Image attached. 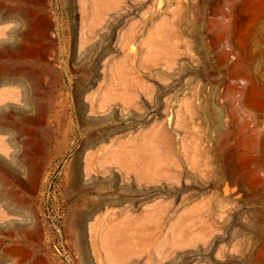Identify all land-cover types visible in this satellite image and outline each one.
Returning <instances> with one entry per match:
<instances>
[{
    "label": "rangeland",
    "instance_id": "rangeland-1",
    "mask_svg": "<svg viewBox=\"0 0 264 264\" xmlns=\"http://www.w3.org/2000/svg\"><path fill=\"white\" fill-rule=\"evenodd\" d=\"M218 1L0 0V264H264V0Z\"/></svg>",
    "mask_w": 264,
    "mask_h": 264
},
{
    "label": "bare ground",
    "instance_id": "bare-ground-1",
    "mask_svg": "<svg viewBox=\"0 0 264 264\" xmlns=\"http://www.w3.org/2000/svg\"><path fill=\"white\" fill-rule=\"evenodd\" d=\"M217 1H218V0H217ZM219 1H220V0H219ZM219 1H218V2H219ZM215 2H216V1H215ZM215 4H216V3H215ZM217 4H219V3H217ZM217 6H219V5H217ZM217 6H216V7H217Z\"/></svg>",
    "mask_w": 264,
    "mask_h": 264
}]
</instances>
